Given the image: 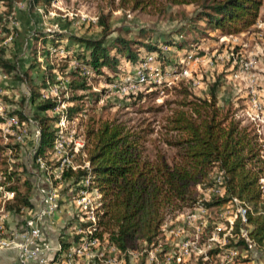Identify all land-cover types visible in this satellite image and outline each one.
Listing matches in <instances>:
<instances>
[{"label": "trees", "instance_id": "16d2710c", "mask_svg": "<svg viewBox=\"0 0 264 264\" xmlns=\"http://www.w3.org/2000/svg\"><path fill=\"white\" fill-rule=\"evenodd\" d=\"M164 1L173 5L195 4L193 16L186 19L184 25L189 31H199L196 23L202 21L204 26L201 32L225 28L236 31V25L246 27L254 22L261 3V0ZM49 2L28 0L29 5H47ZM129 2L130 7L134 8L154 5L155 0ZM99 23L102 27L99 38L61 34L56 30L51 33L39 32L33 39L31 52H36L37 43L42 50L46 43L55 48L64 39L75 44V48H71L72 54H75L76 59L82 58L91 72L102 75L106 70L112 74L111 78H115L121 70V59L135 69L139 54H150L155 59L163 60L161 44L179 50L185 45L181 30L174 32V36H179L176 40H171L167 33H159L151 43L122 36L106 39L105 17H100ZM42 54L47 56L48 50H42ZM0 69L25 84L27 93L22 103L24 101L30 108L33 118L31 121L22 107L11 108L5 110V116L0 113V123L15 116L18 124L25 127L27 136L33 137L34 131H37L30 154L33 161L37 158L43 161L41 171L46 175L47 158L52 152V143L58 130L56 123L61 115L70 119L82 111L83 92L89 89L88 76L76 67H69L68 79L64 84L66 88L61 93H67L68 96L59 99L41 93L42 89L56 82L52 65L45 62L41 74L33 80L28 71L19 73L4 58L0 49ZM21 75L24 77L21 78ZM156 83L159 82L147 80L142 85L155 87ZM177 94L180 97L170 102L172 106L163 118L165 124L161 127L164 131L159 133L157 140L160 146L150 152L145 146V136L151 132L148 128L133 129L115 118H89L85 144L79 149V152L84 150L85 163L74 167L63 166L57 182L63 186L67 198L75 191L94 189L98 194L95 220L82 223L76 221L77 215H74V218L66 221L61 231L72 227L71 236L66 240L61 237L63 234H59V250L56 254L66 250L71 241L94 238L99 243L106 242L122 254V264H130L127 252L135 250L138 242L144 244L148 251L158 248L154 254L162 261L164 254L173 251L170 245L159 244L158 239L164 223L170 217L195 204L204 208L220 207L230 203L232 198L248 206L243 219L235 214L231 223H226L229 228V236H224L226 244H215L206 250L205 256L216 259L227 247L244 250L253 247L264 253V190L259 184V179L264 177V128L258 134L251 122L243 123L242 119L235 117L234 111L218 107L213 85L208 97L193 96L185 86ZM61 104L63 107L60 112H55V108ZM6 145L12 156H16L17 162L13 163V167L19 173L8 170L1 174L4 189L12 192L10 198L3 200L2 211L19 217L33 207L31 195L35 183L21 156V144L13 142ZM0 149L3 150V147L0 146ZM12 177L14 180L10 183ZM85 180L87 184H83ZM205 189L211 190V196L207 199L201 193ZM87 228L89 233L84 231ZM77 229L84 233L76 232ZM197 264L205 262L198 260Z\"/></svg>", "mask_w": 264, "mask_h": 264}, {"label": "rangeland", "instance_id": "374dc122", "mask_svg": "<svg viewBox=\"0 0 264 264\" xmlns=\"http://www.w3.org/2000/svg\"><path fill=\"white\" fill-rule=\"evenodd\" d=\"M130 4L129 0H124L123 3L120 0H50L47 5L39 3L29 5L28 0H0V49L4 58L9 60L19 73L28 71L33 80L39 77L45 62L54 67L52 72L57 83L42 89L43 95L59 99L68 96L67 93L66 95L61 93L66 88L64 84L68 79L69 67H76L88 76L89 89L83 92V109L67 119L66 142L60 153L51 152L48 156L46 175H43L38 162L31 158L30 148L34 136L26 135L27 137L19 142L21 156L34 183L46 179L47 174L53 176L60 168L61 156L65 153L69 154L68 165L85 163L84 150L79 152L78 147L77 151H73L71 141L78 140L81 145L85 144V129L90 124L91 117L99 120L115 118L133 129L148 128L151 132L145 136V146L149 152L154 150L156 146H160L157 140L159 133L164 131L161 127L165 124L163 118L172 106L170 102L180 97L177 91L182 86H185L193 96L200 98L208 97L211 86H215L217 106L234 111L235 117L242 119L243 123L251 122L246 112L252 114L254 111L252 100L260 106L258 114L264 116V0H261L254 22L246 27L236 25L238 28L236 31L225 28L201 32L204 26L202 21L196 23L199 31H189L184 24L186 19L193 16L196 9L192 3L173 5L164 0H155L154 5L134 8L130 7ZM100 17H105L107 24L106 39L122 36L134 41L151 43L156 40L159 33H167L171 40H176L179 36H174V32L181 30L185 45L179 50L161 44L163 60L155 59L150 54H139L135 64L143 65L141 58L152 56V62L145 63L144 66L152 71H149L151 75L155 74V68L158 69L162 73L161 79L155 87L139 85L131 87L130 90L119 89L120 83L123 84L124 79L131 77L134 72V66L122 59L121 70L115 78H111L112 74L106 70L102 75L91 72L82 58L76 59L75 54H72L71 50L75 48V44L64 39L55 47L56 49L46 43L44 49L48 50L47 56L42 54L44 49H40L39 43L36 45V52H31L33 39L39 32L51 33L56 30L61 34L73 33L83 38H99L102 31ZM9 34H12L11 39L5 41ZM243 63L248 64L247 70L242 68ZM173 68L176 71L185 69L186 74L177 79L166 77L165 74ZM23 77L21 75V78ZM126 82L128 85L129 82ZM26 93L22 80H17L0 69L2 116L6 115L5 110L22 107L32 121L30 108L24 101L22 103ZM263 128L264 124L261 130ZM6 129L7 126L0 123V146L3 147V150L0 149V185H3L1 174L4 172L9 170L19 173L13 167V163L17 162L15 154L13 157L11 151L6 148V144L18 141L13 139L14 131ZM63 166L66 165H62L61 168ZM13 180L12 177L10 183ZM55 181L53 180L52 184L55 183L57 209L62 205L65 220L72 215L71 218L77 215L76 221L82 223L92 221L91 218L95 220L94 210L98 205V194L94 189L83 190L84 193L75 191L67 198L63 193V186L57 182L58 179ZM2 190L4 187L0 186V228L9 236L6 222L10 216L2 211V202L5 199ZM201 193L205 199L211 196L209 189L202 190ZM234 214L235 206L230 203L220 207L204 208L195 204L191 208H185L164 223L158 236L159 244L166 243L177 251L181 242L194 239V247H188L186 254L179 253L178 261L197 264L199 260L207 264L214 259L205 256L206 250L215 244L222 246L226 244L224 236H229L226 223H230ZM84 231L86 233V230ZM207 235L211 236L206 237ZM98 246H101V249L98 247L100 251L95 253L101 252L103 259L123 260L122 254L104 248L103 245ZM157 251L158 248L148 251L144 244L138 242L137 248L128 251L127 255L130 264H150L152 259L149 255ZM237 251L238 254L232 264H264L261 257L264 253L253 247L248 250L237 248Z\"/></svg>", "mask_w": 264, "mask_h": 264}, {"label": "built area", "instance_id": "2783aa9c", "mask_svg": "<svg viewBox=\"0 0 264 264\" xmlns=\"http://www.w3.org/2000/svg\"><path fill=\"white\" fill-rule=\"evenodd\" d=\"M12 37V34H9L5 41L10 40ZM152 62V56H146L144 60L142 61L143 65L140 64L134 69L133 75L131 77H126L124 79L123 84L119 86L120 90H130L131 87L142 85L147 80L159 82L161 79V74L158 69L155 68V74L151 75V70H147L146 66H144L145 63H151ZM242 68L244 70H247L248 64L243 63ZM151 71V72H149ZM186 70H179L176 71L174 68L171 69L169 72L165 74L166 77H173L174 79L179 78V76L185 75ZM157 76V78H155ZM128 81V85L127 82ZM126 83V84H125ZM252 104L254 106V111L252 114L246 112L248 115V118L253 123L256 132L259 134L261 133V126L264 124V116L262 114H258V111L260 112V106L258 103H256L254 100H252ZM63 107V104L57 106L55 108V112L59 111ZM68 120L65 116L61 115L58 122L56 123L57 127V135L56 138L53 140L52 143V152L54 153H60L63 149V145L66 142L67 139L65 135V124L67 125ZM4 126H7L9 130H13V139L20 142L26 135V129L21 124L19 125L17 122V119L15 116L8 117L5 122L2 123ZM6 129V131L8 130ZM37 135V131H34V136ZM71 141V140H68ZM72 150L77 151L78 147H81V143L78 140H72ZM61 162H60V168H58V171L53 174V176L49 175L44 180L46 183V186L40 188L41 196H40V206L36 210L34 214H32L29 217H26L24 220V232L21 234L20 241H12V239L6 241H0V245L3 246H14L18 250V264H26L27 261L31 258H37L39 264H81L79 262V258L83 255L88 257H95L98 261L97 264H114L113 260L103 259L102 253H89V248L97 242L96 239H80L76 245L69 246L66 250L61 251L58 253L57 258H47L43 255V252L46 250H49L47 244L45 243H37L36 239L39 236L40 233V223L44 221V219L49 218L52 216V214L57 209V202H56V189L55 186L52 184L54 179H59L60 169L62 165H68L69 163V154H64V156H61ZM40 167L44 166L43 161L40 158H37L36 160ZM71 166V165H70ZM74 167V166H72ZM49 179V180H48ZM218 181L219 178H216ZM84 184H87V180L83 182ZM260 187L264 190V177H261L259 179ZM3 186V185H0ZM4 187V186H3ZM4 192V198L8 199L12 196V192L4 189L2 190ZM216 192L218 190H215ZM81 193H84L83 190L79 191ZM230 204H233L236 209V214H238L242 219L244 216L245 209L248 207L244 203L240 202L236 198H232ZM93 209H91L92 211ZM235 216V214H234ZM92 222H94L93 218ZM231 223V221H229ZM87 233L90 232V230L87 228ZM244 235V233H243ZM195 240H188L181 242L178 246L177 251H172V253L164 254V259L162 261L158 260V258L153 253L152 255H149L150 259H152L155 264H159L160 262H163L164 264H170L172 263L171 260L178 261L179 259V253L186 254L188 251V247H194ZM59 248L57 249V251ZM238 254V251L235 247H227L224 248L221 254L214 260L208 261L207 264H232L233 260L236 258ZM56 256V255H55ZM48 259V260H47ZM116 264H122L121 262Z\"/></svg>", "mask_w": 264, "mask_h": 264}, {"label": "crops", "instance_id": "0c3cea01", "mask_svg": "<svg viewBox=\"0 0 264 264\" xmlns=\"http://www.w3.org/2000/svg\"><path fill=\"white\" fill-rule=\"evenodd\" d=\"M45 180V179H44ZM44 180H39L36 181L34 184V189L31 195V202H32V209L29 210H25L23 212V214L19 217H15L12 214H8L10 216L9 220H7V231H9V236H6V234L3 232V230L0 228L1 231V235H0V241H8L10 239H12V241H20L21 239V234L24 232V220L26 217L31 216L32 214H34L36 212V210L39 208L40 206V188L42 189V187L46 186V183ZM72 216L68 217L67 220L65 217V213L62 210V205H59V208L56 209V211L52 214L51 217L44 219L43 222L40 223V233L38 238L36 239L37 243H45L47 244L49 250H46L43 252V255L47 258H57V249L59 248V240H60V236L59 234H63L61 237L68 240V237L71 236V231L70 229L72 227H68L65 231H61L62 226L64 225V223L66 221H68ZM76 232H82L84 233L83 230H76ZM80 240V238L77 241H71L69 246H73L76 245L78 243V241ZM98 245H103L104 248H108L111 249L113 251H115V249L112 246H109L106 244V242H95L90 248H89V253L92 254V252L94 251H100L99 249H101V246ZM95 247V248H93ZM99 247V249H98ZM92 252H91V251ZM96 252V253H97ZM116 252V251H115ZM117 253V252H116ZM56 254V256H55ZM119 257V256H118ZM264 260V255L261 256ZM48 260V259H47ZM113 263H122L121 258L118 259H112ZM153 261V260H151ZM155 261V260H154ZM153 261V262H154ZM79 262L81 264H97L98 261L95 257H88L83 255L82 257L79 258ZM172 263L170 264H187V263H183V262H174V260H171ZM0 264H18V250L16 247L14 246H3L0 245ZM26 264H39L38 263V259L37 258H31L27 261ZM49 264V263H47ZM155 264V262H154ZM159 264H164L163 262H160Z\"/></svg>", "mask_w": 264, "mask_h": 264}]
</instances>
